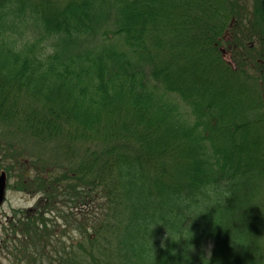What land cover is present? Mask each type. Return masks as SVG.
<instances>
[{"label": "trees", "instance_id": "1", "mask_svg": "<svg viewBox=\"0 0 264 264\" xmlns=\"http://www.w3.org/2000/svg\"><path fill=\"white\" fill-rule=\"evenodd\" d=\"M0 126L74 165L48 264H264V0H0Z\"/></svg>", "mask_w": 264, "mask_h": 264}, {"label": "rangeland", "instance_id": "2", "mask_svg": "<svg viewBox=\"0 0 264 264\" xmlns=\"http://www.w3.org/2000/svg\"><path fill=\"white\" fill-rule=\"evenodd\" d=\"M4 130L0 126V140ZM24 135L21 136L26 139L27 147H25L26 151L22 152L21 163H18L17 168L23 169L24 167L27 171L21 177V182L15 176L16 169L14 172H8L4 161L0 160V174L4 172L6 176L4 196L0 203V264H34L33 256H44V262L39 264H48L47 256H52L54 250L53 243L49 239L51 237L49 233L51 235L56 234L60 240L66 241L71 236L77 238V232L81 230L75 219L79 212V209L76 208L77 203H69L67 190H64L66 185H69L68 183L75 184L74 182H76V176L71 177L73 173L70 172L68 166L70 164L62 157H67V155L62 152V147H56L55 149L51 142L36 140L32 136ZM7 137H10V135ZM13 138L17 142V137L10 139ZM78 158L79 156L74 155L72 160L76 162ZM70 166L74 167L73 164ZM36 173L45 178L44 182L49 185V188L51 186L53 189V184L58 188L61 187L59 188L61 190L59 196L56 197L59 205L51 206V203L47 201V206L42 215L43 220H38L36 225L39 226V235L28 232L25 237L22 235L20 228L15 225L17 224L15 220L29 215L31 209L37 208V204L42 199L43 190L38 187L40 183L31 181ZM68 175L71 178L68 179L66 177ZM56 179H63L62 183H59ZM20 184H24L25 188L19 189ZM37 190H40V192ZM52 195L57 196V192L54 191ZM45 199L44 197L42 202ZM42 202L39 210L43 209ZM71 213H73V216H71ZM42 222L46 224L42 225ZM14 230H16V234ZM41 249L45 252H40ZM36 250H40V253Z\"/></svg>", "mask_w": 264, "mask_h": 264}, {"label": "water", "instance_id": "3", "mask_svg": "<svg viewBox=\"0 0 264 264\" xmlns=\"http://www.w3.org/2000/svg\"><path fill=\"white\" fill-rule=\"evenodd\" d=\"M4 187H5V174L2 172L0 174V203L3 199Z\"/></svg>", "mask_w": 264, "mask_h": 264}, {"label": "flooded vegetation", "instance_id": "4", "mask_svg": "<svg viewBox=\"0 0 264 264\" xmlns=\"http://www.w3.org/2000/svg\"><path fill=\"white\" fill-rule=\"evenodd\" d=\"M2 173V172H1ZM4 173V172H3ZM5 174V173H4ZM5 182H6V176H5Z\"/></svg>", "mask_w": 264, "mask_h": 264}]
</instances>
